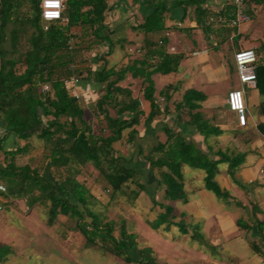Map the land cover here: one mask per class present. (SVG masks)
Returning <instances> with one entry per match:
<instances>
[{
    "label": "trees",
    "instance_id": "trees-1",
    "mask_svg": "<svg viewBox=\"0 0 264 264\" xmlns=\"http://www.w3.org/2000/svg\"><path fill=\"white\" fill-rule=\"evenodd\" d=\"M41 2L0 0V153L4 155L0 161V208L6 204L16 205L17 199L25 200L28 206L45 204L48 206V223L53 225L59 215L71 217L74 229L83 235L88 247L96 246L126 263L158 264L151 247L138 248L134 233L128 232L123 225L120 237H117L114 223L100 219L92 211L93 195L77 178L80 166L92 163L113 195L120 192L135 199L143 188L136 178V169L129 167L115 149V142L121 138L123 131L138 124L143 114L139 100L119 85L127 69L104 66L92 72L93 78H87L102 85L104 91L93 111L97 124L87 117L80 100L70 93L64 82L72 75L71 65L75 64L84 40L85 49L109 40L107 34L103 36L108 31L105 23L108 2L68 0L63 11L67 20L52 21L47 28L41 17ZM163 9L166 10L164 6H156L153 13L147 16L145 30L163 28ZM74 27L81 28L79 40H75L76 35L72 34ZM8 41L7 47L5 44ZM155 55L159 61L154 65L147 61H135L134 68L128 67V70L133 69L134 76L141 74L148 83L145 97L151 103V111L146 121H152L165 112L154 97L151 75L176 71L182 59V55L165 50H158ZM138 64L140 67H137ZM151 66L153 69L146 72ZM256 73L259 83L257 63ZM45 83L50 85L47 93L41 90V84ZM186 100H190L188 96ZM109 106L117 108L115 116L111 115ZM126 113L129 118H125ZM192 120L206 137L212 131L200 118ZM104 121L106 127L103 128L100 123ZM259 130L264 135V124L259 125ZM166 132L167 141L152 146L146 153L150 167L159 172V184L165 189L164 199L187 201L183 164L203 169L206 172L205 187L218 197L230 199L231 194L215 180L220 171L219 164L228 163V174L240 183L236 178V168L244 162L245 155L239 153L232 156L223 151L212 154L201 149L196 142L172 132V129H166ZM10 136L16 139L37 136L44 140L49 148L45 165L17 164L16 156L26 154L30 146L16 144L8 150L6 141ZM130 184L138 185L139 189H131ZM154 203L161 205L164 211L149 222L153 229L179 225L183 233L188 232L185 222L173 221V206ZM252 209L255 215L259 207L252 203ZM237 224L246 231L256 227L264 235V220H256L253 224L239 219ZM193 237L201 236L194 233ZM251 246L264 256V237L262 243L253 241ZM12 252L11 245L0 243V264Z\"/></svg>",
    "mask_w": 264,
    "mask_h": 264
},
{
    "label": "crops",
    "instance_id": "crops-1",
    "mask_svg": "<svg viewBox=\"0 0 264 264\" xmlns=\"http://www.w3.org/2000/svg\"><path fill=\"white\" fill-rule=\"evenodd\" d=\"M107 2L109 8L105 23L108 31L103 36L107 34L109 40L95 43L88 49H85V40L80 44L79 59L75 64L77 71L76 68H72L74 65H71V70H73L72 75L80 74L85 79H79L72 88L68 87L70 93L79 96L78 99L86 113V105L92 103L93 106L96 105V101L104 92L102 85L93 79H87L89 76L94 77L92 72L104 66L116 70L127 69L119 85L129 90L132 97L139 100L143 114L138 124L123 131L121 138L115 142V149L117 155L122 156L129 167L136 169V178L143 186L138 195V202L145 207L148 221H154L160 212L164 211L161 205L154 203L155 201L165 205L181 202L179 210L171 205L175 215L173 221L177 220L175 212H179L184 220L189 218L193 222L203 221L202 230L199 229L209 237L210 244L214 246L222 242L223 246H227L225 257L220 260L211 250L202 252L197 248H191L196 256L204 257L208 264L218 262L234 264L239 257L242 258L241 262L238 260L239 264H264V256L251 246L253 241L262 243L264 235L256 227L246 231L237 224L239 219L253 224L256 220H264L263 191L249 185L255 195L257 194L256 199H252L251 203L239 201L238 204L247 211L248 219L238 216L233 218L221 205H216V213L208 214L201 200L203 196L211 198L204 190L207 189L205 183L204 186L197 187L198 193L194 191V186L191 192H187L184 178L187 201L165 200L164 186L159 184V172L157 169H152L146 159V153L152 146L167 141L166 129H172V132L188 141L199 144L206 152L215 154L223 151L232 156L241 152L247 159L245 163L239 165L246 178L243 183L246 185V182H249L256 185L255 187L264 188V135L259 130V125L264 124V91H262L264 89V70H262L264 68V0H245V10L250 15V19L237 26L231 24L234 12L233 0H107ZM156 6L166 8L163 9L164 26L161 30L147 31L144 28L145 19L153 13ZM64 19L67 20L65 16ZM72 34L76 35L75 40H79L81 28H72ZM240 49H254L257 53L259 83L256 82L255 85H242L238 82L240 86H234L235 77H238L234 54ZM158 50L180 54L182 59L176 71L167 74L156 72L151 75L155 87L154 97L165 112L152 121H146L151 111V103L145 97L148 83L141 74L134 76L133 69L128 70V67L134 68L135 61L156 64L159 61V57L155 55ZM137 67L140 65L138 64ZM152 69V66L148 67L146 72ZM238 88L244 90L247 102L245 125L239 124L237 115L227 104L228 92ZM187 96L190 100H186ZM109 110L112 116L116 115L117 108L109 106ZM124 116L129 118L130 115L126 113ZM198 118L205 121L213 131L207 137L192 120L197 121ZM33 137L36 136L31 138ZM20 141L21 139L10 136L6 141V149L9 150L16 144L26 145L21 144ZM1 160L3 157H0ZM89 165L99 174L93 164L89 163ZM185 165L188 164L182 165V172ZM228 165V163L219 164L220 171L215 178L219 185L224 182L225 185L220 187L226 190L230 189L227 177ZM131 185V189H139L138 185L133 184L132 187ZM107 188L110 191V188ZM112 196L115 199L116 195L112 194ZM235 198L236 196L233 195L230 199L234 201ZM203 201L206 202L205 199ZM210 202L215 205L213 198L207 202V205ZM252 203H256L259 207L255 215L251 209ZM183 206H188V210ZM27 207L30 208L28 205ZM186 212H189V217L186 216ZM200 216H204V219L198 218ZM160 228H165V225ZM193 235V231H188L183 236L195 238ZM175 242L177 239L170 243L175 245ZM177 243H179L178 249L185 251L189 249L188 245Z\"/></svg>",
    "mask_w": 264,
    "mask_h": 264
},
{
    "label": "rangeland",
    "instance_id": "rangeland-1",
    "mask_svg": "<svg viewBox=\"0 0 264 264\" xmlns=\"http://www.w3.org/2000/svg\"><path fill=\"white\" fill-rule=\"evenodd\" d=\"M22 42H24V40ZM5 45L8 47L9 41ZM22 48L24 49V46ZM78 56L79 53L76 55V60L79 59ZM75 64L77 63L75 62ZM75 64L72 66L74 69L76 68ZM75 76L82 79L80 74L79 76L78 74ZM238 82V77H235L234 86L239 87L240 85ZM72 86H74V84H70V88H72ZM94 107L95 105L93 106V103L90 105L87 104L86 111L90 114L86 115L97 124L94 120ZM100 124L103 125V128L106 127L105 121ZM106 133L108 134V131ZM20 142L23 145L28 144L30 149L26 154L16 156L17 164H30L33 167L45 165V157L49 152V148L44 140L36 136L35 138L21 139ZM0 157L2 158L4 155L1 154ZM246 160L247 159L244 158V163ZM239 168L240 166L236 168V178L241 180L240 183L235 182L229 174L227 175L230 185V189L227 191L232 196H236L234 201L218 197L213 191L204 189L215 202V205L211 202L207 205V202H209L211 198L202 197V203L207 209L206 213H216V205H221L223 210H227L233 218L238 216L248 219L247 211L241 204H238L240 203L239 201L242 203L253 202L252 199H256L257 195H255L252 189L253 186L254 188H259L258 190L263 191V193L264 188H262V186L255 187L256 185L250 184L249 182H246L245 185V183H243V181L245 182L244 179H246L245 175ZM183 173L187 192H191L193 186L195 192L198 191L197 187L200 185L204 186L205 172L202 169L185 165ZM97 174L98 173L93 170V167L87 164L83 167L80 166L77 178L82 183L85 182L90 191L95 194H92V211L97 214L100 219L114 223L117 237H120L122 226L124 225L128 232L136 235L138 248L151 247L154 249L153 256L159 264H208L204 257L200 258L196 256L194 251L190 250L191 248H197L202 252L203 250L205 252L211 250L215 253V257L218 260L225 257L227 246H223L222 242L221 244L213 246L210 244L209 237L200 231V229L202 230L201 226L203 221L193 222L189 218L184 220L180 217L179 212H175L177 215L176 222H185L188 231H193V233H198L201 236L196 238L184 237V233L181 231L179 225L170 226L168 229L159 228L154 230L150 228L148 216L146 215L147 211L145 207L138 202V197L135 198V201V199H131L130 195L126 196L118 192L114 194V196L116 195L114 199L112 192L108 191L106 182ZM215 178H217V175ZM223 185H225L224 182L220 184L222 187ZM249 185H251L252 188H250ZM134 188L137 187L134 186ZM203 199H205L206 202L203 201ZM15 202L16 205L6 204L0 208V243L9 244L13 248V252L9 255L8 259L1 264H127L118 257L96 246L88 247L83 235L74 229L75 224L71 217L59 215L54 224L50 225L48 223L49 216L47 205L35 203L28 208L27 203L23 199H17ZM180 204L181 202L171 203V205L178 210L181 207ZM183 207L188 210V206ZM186 216H190L189 212H186ZM198 218L204 219V216ZM172 238L177 239V242L188 245L189 249L186 251L178 249L179 243L175 242V245L170 243L174 240ZM169 240L171 241L169 242ZM238 260L241 262L242 258H236L234 264H239ZM217 264H221V262Z\"/></svg>",
    "mask_w": 264,
    "mask_h": 264
},
{
    "label": "built area",
    "instance_id": "built-area-1",
    "mask_svg": "<svg viewBox=\"0 0 264 264\" xmlns=\"http://www.w3.org/2000/svg\"><path fill=\"white\" fill-rule=\"evenodd\" d=\"M68 0H42L41 2V17L45 22V28L52 21L64 19L63 11ZM234 12L231 18V24L234 26L239 25L241 22L250 19V15L245 10V0H233ZM71 46V42H70ZM234 62L237 69L238 79L242 85H255L257 82V73L255 64L257 62V54L254 49H240L234 54ZM79 78L71 75L64 80L65 85L70 87V84H77ZM41 90L44 93L50 91V85L45 83L41 84ZM78 98L79 96L76 95ZM227 104L229 109L237 115L240 125H245L247 122L246 115V101L243 89H232L228 92Z\"/></svg>",
    "mask_w": 264,
    "mask_h": 264
}]
</instances>
